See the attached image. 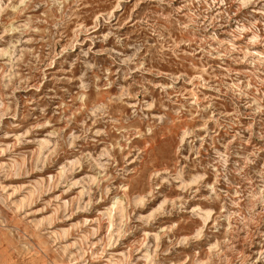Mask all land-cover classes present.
Wrapping results in <instances>:
<instances>
[{
  "label": "rangeland",
  "instance_id": "rangeland-1",
  "mask_svg": "<svg viewBox=\"0 0 264 264\" xmlns=\"http://www.w3.org/2000/svg\"><path fill=\"white\" fill-rule=\"evenodd\" d=\"M0 264H264V0H0Z\"/></svg>",
  "mask_w": 264,
  "mask_h": 264
}]
</instances>
